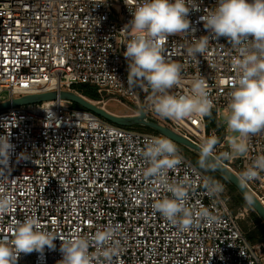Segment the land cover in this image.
I'll list each match as a JSON object with an SVG mask.
<instances>
[{"label":"built area","instance_id":"2783aa9c","mask_svg":"<svg viewBox=\"0 0 264 264\" xmlns=\"http://www.w3.org/2000/svg\"><path fill=\"white\" fill-rule=\"evenodd\" d=\"M136 3L0 0V103L47 91L79 93L75 85L90 84L101 95L94 101L99 106H105V96L115 98L133 116L143 110L199 146L205 137L215 135L216 154L229 151L230 134L221 112L235 86L231 59L238 51L223 37L211 38L203 56L189 57L185 51L194 38L209 35L200 17L217 0H196L198 10H190L188 16V35L169 36L163 45L166 58L184 66L182 86L172 92L185 94L191 80L200 76L214 104L210 115L179 122L152 111L147 100L150 89L128 88L123 55L128 33L122 29L132 19ZM6 133L14 149L10 172L0 183L16 203L0 216V238L10 237L14 222L37 217L45 229L61 237L91 236L108 225L118 226L121 252L114 264H264V240L252 244L240 225L250 217L251 208L232 210L224 190L210 197L203 186L209 177L179 149L182 162L169 171V178L187 177L189 202L209 208L221 222L178 233L153 211L154 199L171 194L157 193L144 177L140 153L150 137L165 136L117 125L61 99L0 110V135ZM258 155H264V134L250 138L244 156L220 162L239 177ZM246 187L264 206V172ZM54 243L55 250L45 247L42 253H22L18 264H58L61 241ZM90 251H95L94 246Z\"/></svg>","mask_w":264,"mask_h":264},{"label":"clouds","instance_id":"9594fccd","mask_svg":"<svg viewBox=\"0 0 264 264\" xmlns=\"http://www.w3.org/2000/svg\"><path fill=\"white\" fill-rule=\"evenodd\" d=\"M190 10H198L196 0H137L131 11L132 19L122 29L128 33L123 53L128 63V88L150 89L147 100L152 111L162 119L176 122L208 116L214 107L208 84L200 76L191 80L185 94L172 92L173 88L182 86L184 66L166 58L163 45L169 36L188 35ZM200 19L209 35L194 38L185 50L187 56H203L210 39L221 37L238 51L231 59L235 86L228 93L223 116V123L231 134L230 150L216 154L219 140L215 135L200 142L198 164L212 170L221 160L244 156L249 150L250 138L264 134V0H217L216 6L206 10ZM9 135H0V165L3 166L0 180L10 172L9 159L14 145ZM140 154L145 162L143 175L151 181L154 190L171 194L154 199L151 207L178 233L201 224L221 222L209 208L189 202L191 182L187 177L169 178V171L182 162L171 139L150 137ZM261 172H264V155L255 157L240 173L239 182L246 186ZM203 186L210 197H217L223 191V185L213 178H207ZM245 200L250 205L255 203L251 194ZM15 203L13 195L0 183V216L9 213ZM117 232L118 226L108 225L91 236L76 233L61 237L45 229L37 217H28L12 224L10 237L0 238V264H18L22 253H42L45 247L55 250L54 241L58 238L62 254L58 264H114V258L121 252ZM93 246L95 251H90Z\"/></svg>","mask_w":264,"mask_h":264},{"label":"water","instance_id":"95a60500","mask_svg":"<svg viewBox=\"0 0 264 264\" xmlns=\"http://www.w3.org/2000/svg\"><path fill=\"white\" fill-rule=\"evenodd\" d=\"M57 99L66 100L78 104L81 108L90 110L98 114L99 116H102L106 120L120 126L132 127L135 125H139L146 128H150L155 132L165 136L166 138L171 139L173 142L188 148L199 156L200 146L198 144L194 143L181 133L175 131L170 126L157 120L151 119L143 110L140 111V115H116L106 110L103 106L97 105L94 101L87 98L86 96L80 93H76L74 91L62 90L47 91L37 94H27L21 97L13 98L12 100L1 102L0 110H4L11 106L38 104L44 101H51ZM213 170L218 172L232 185H234L244 198L249 194L254 197V205H250L249 203L248 205L252 208L253 211L257 213V215L261 218L262 222L264 223V206L245 185H242L239 182V177L235 173H233L229 168H227L222 162H219L217 167Z\"/></svg>","mask_w":264,"mask_h":264},{"label":"trees","instance_id":"16d2710c","mask_svg":"<svg viewBox=\"0 0 264 264\" xmlns=\"http://www.w3.org/2000/svg\"><path fill=\"white\" fill-rule=\"evenodd\" d=\"M74 89L79 92L80 94L86 96L87 98L94 100V101H99L101 100V95L98 93L97 88L93 85L90 84H77L74 86ZM77 107L81 108L78 104H75ZM137 127H142L146 128L143 126H137ZM148 131H153L150 128H146ZM188 151H190L188 148L184 147ZM192 152L197 159H199V156ZM198 167V166H197ZM199 168V167H198ZM202 170V169H201ZM203 171V170H202ZM213 171V172H212ZM210 173H205L209 178H213L214 180L218 181L219 183H224L227 184L232 200H230V207L232 210H236L237 207L239 206H249L248 203L246 202L245 198L239 193V191L236 189L234 185H232L227 179H225L223 176H221L218 172L215 170H212ZM250 207V206H249ZM251 208V207H250ZM252 220L254 222L253 225H249V221ZM250 220L247 221H240V225L244 233L246 234L248 240L252 244H256L258 242H261L264 240V223L262 222L261 218L257 215L255 211L252 210L251 208V213H250Z\"/></svg>","mask_w":264,"mask_h":264},{"label":"rangeland","instance_id":"374dc122","mask_svg":"<svg viewBox=\"0 0 264 264\" xmlns=\"http://www.w3.org/2000/svg\"><path fill=\"white\" fill-rule=\"evenodd\" d=\"M107 99H109V97L105 96L104 98V101H105V109L108 110L109 112L113 113V114H116V115H131L132 112L129 110V108L127 106H125L124 104L120 103L117 99L115 98H110L108 101ZM94 101V100H92ZM96 102V101H95ZM70 104L73 106V107H76V108H79L77 107L76 105H74V103L70 102ZM100 106H103V103H101ZM226 110H223L221 112V119L223 120V116H224V112ZM139 125H135V126H132L133 128H140V129H143V130H147L146 128H142V127H137ZM230 134V133H229ZM231 135V134H230ZM175 143V142H173ZM177 148L187 157L189 158L196 166H198L200 169L203 170V172L205 173H210L212 170H206V169H203L199 166L198 164V159L195 157V155L188 151L187 149L184 148V146L182 145H179L177 143H175ZM213 172V171H212ZM223 185V190L226 192L227 195L230 196V199L232 200V197H231V194H230V191H229V188L227 186V184H224V183H220ZM238 208V207H237ZM236 208V209H237ZM235 211V210H234ZM249 221L250 220V217L249 218H245V219H242L241 221ZM254 222H252V220L249 221V225H253ZM259 243V242H258ZM257 244V243H256Z\"/></svg>","mask_w":264,"mask_h":264}]
</instances>
